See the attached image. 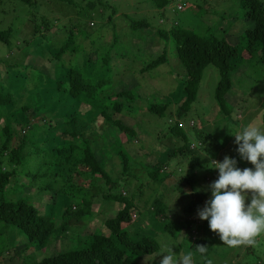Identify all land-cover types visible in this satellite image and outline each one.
I'll list each match as a JSON object with an SVG mask.
<instances>
[{
    "label": "trees",
    "instance_id": "obj_1",
    "mask_svg": "<svg viewBox=\"0 0 264 264\" xmlns=\"http://www.w3.org/2000/svg\"><path fill=\"white\" fill-rule=\"evenodd\" d=\"M4 1L0 0V4ZM20 1L27 6L28 17L19 24L11 20L6 28L0 29V42L6 44L10 54L18 51L15 61L8 63L9 69L4 76L8 80L6 84L0 76V264H10L15 258L23 264H160L149 258L160 252L158 241L151 235L135 240L122 226L134 219L140 207L135 192L129 190L128 185L131 178H136L135 171L144 161H139L141 164L132 161L137 151L135 155L131 154L117 138L119 147L112 146L111 135L104 129L94 133L96 129L91 130L90 127H95L96 122L102 120L99 125L102 128L116 114L124 113L132 117V110H140V116L147 117L149 123L152 117L166 116L169 131L162 133L164 130H161L158 142L146 153L150 156L158 152L162 156L154 158V163L149 165L151 167H147V178L140 181L138 189L151 181L164 184L169 177L180 174L178 185L167 188L178 194L182 189L191 195L183 206L184 217L181 220L194 218L210 195V191L203 188L205 183H211L218 177V170L210 167L214 166L212 161L222 148L202 127L200 118L190 117L196 102L195 114H204L198 104L206 99L199 95V85L208 67L218 69L219 80L210 105L218 106L226 125H236L233 120H239L238 114L241 113L232 112V106H235L232 104L239 107V104L247 103L246 98L241 97L236 101L239 103H233L228 94H233L234 72L243 63L252 66L251 60L254 59L264 66V0H223L218 5L231 7L238 13L234 15L242 25L238 43H233L226 33L218 35L221 32L218 30L220 23L209 24L207 17L204 19L197 15L199 9L212 0H189L192 6L181 0H151L161 11L173 7L185 14L189 7L192 13L189 18H181L169 27L164 28L161 22L158 23L156 31L151 29L154 39L151 34H144L154 24L146 18L130 20L132 33L142 42L137 45L128 43L127 55L132 61H135L137 51L145 56L139 73H132V67L123 58L125 54L119 55V27L115 22L110 24L118 9L115 4L107 0H47L45 3L17 0ZM64 1L73 6L76 13L74 19H68V32L62 37L64 42L53 47L57 40L50 33L56 30L62 18L56 13L58 9L52 6L65 5ZM178 4L182 7L179 8ZM101 8L111 9L109 26L112 25L113 37L109 41L104 40L107 35L104 27L109 26L104 23ZM61 9L60 12L63 11ZM92 11L95 14L101 12L103 17V30L99 32L96 19L89 17ZM4 20L6 18H2V22ZM66 23L61 24L65 26ZM198 24L199 27L191 26ZM94 34L96 36L92 38ZM85 35L88 44L84 43ZM79 38L84 40L81 42ZM147 38L153 39L151 50H158L161 46V52L154 54L148 51ZM172 43L175 46L173 53ZM44 47L49 49L44 51ZM29 55L47 58L53 68L50 71L40 64L26 62ZM66 55H69L68 59ZM174 56L184 69H178L177 77L169 65L165 73L157 69L162 64L173 63ZM254 68L260 70L256 64ZM153 69L178 81L177 87L167 84L164 86L167 92H159L166 98L177 92L174 94L176 97H172L176 100L174 107L171 102L144 104L146 97L133 91V88L120 91L116 88L122 80H129V74L140 80L151 77L156 72ZM252 75L254 79L257 77L254 71ZM137 88L134 90L138 92ZM15 91L19 93L13 97ZM135 100L140 101L141 106L133 107L131 102ZM258 104L264 108V100ZM142 109L148 111L146 116L141 114ZM127 133L137 138L152 135L151 131L136 122ZM165 136L174 143L164 142ZM100 140L104 142L102 145ZM228 154L236 158L241 169L252 167L250 163L241 161L236 151ZM106 158H111V162L120 161L118 177L109 174ZM173 159L177 162L175 167L170 168L169 163ZM222 160L223 157L219 161ZM7 186L9 190H6ZM29 190L34 192L28 194ZM104 200L117 203L116 214L105 219L111 233L106 235L102 230L89 233L85 229L86 224L106 213L103 214L102 207H99ZM41 203L43 207L39 206ZM45 205L51 208L48 210ZM151 206L154 215L162 223L165 222L164 232L178 240L175 223L167 213L164 195H157ZM190 219L186 221L195 226V230L190 231L188 227V235L182 236L183 242H179L175 251L178 253L183 245L189 246L194 264H264L263 237L255 238L251 245L235 246L241 258L227 262L231 247L221 244L222 252L216 253L215 258L210 257L216 243L212 231L205 221L203 224L199 218L191 222ZM72 220L73 227L80 230L79 236L71 237L74 247L34 259L35 250L57 241ZM20 234L25 238L21 243L14 244V237ZM223 252L226 254L224 259L221 256ZM175 264L187 263L176 261Z\"/></svg>",
    "mask_w": 264,
    "mask_h": 264
},
{
    "label": "rangeland",
    "instance_id": "obj_2",
    "mask_svg": "<svg viewBox=\"0 0 264 264\" xmlns=\"http://www.w3.org/2000/svg\"><path fill=\"white\" fill-rule=\"evenodd\" d=\"M39 1H41L42 3L47 2V0H39ZM107 1L110 2L111 4H115L116 8H118L116 14L112 18L113 21H110V24L112 22H115L119 27L118 33L120 34L119 36L120 44L117 47L118 52L119 55L125 54L123 55V58H126L128 61V65L132 67L133 69L132 73L133 72L139 73V67H141L142 63L144 64V62H141V60L145 58V56L142 55L141 52L137 51L134 54L135 61H132L130 60L131 57H128L127 55L128 53L127 48L129 47L127 46L128 43H131V45L132 44L137 45L142 42L140 38H138L132 33L130 27V20L132 18H137V19L146 18L149 22L154 24L152 28L144 32L145 35H148L152 33V30L156 31V29L159 26L158 23L161 22V25L164 26V28L169 27L173 22L179 21V19L181 18L182 19L189 18L190 14L192 13L190 8L188 7V6H192L189 0L188 2L186 0H181L182 3L184 2L186 5H188L187 6L188 9L185 14H183L182 12H177L176 9H173V7L171 8L166 7L164 11H161L153 4L151 0H107ZM221 1L223 0H212V2L214 3L212 2L208 3L209 5L207 4L204 6V8L199 9L197 15L204 17V19H206L207 17L208 19L206 20H208L207 22L209 24L218 25L220 23V28L218 30L221 32L218 35L223 36V34L226 33L229 39L233 43H238V41H240L241 39V31H242L241 21L239 18L234 17V15L237 12L233 8L228 6H224V7L218 6L220 5ZM17 3L20 4L16 6ZM47 4L48 3H46V5ZM64 4L65 5L62 6L57 5V7L55 5L52 6L53 8L58 9L56 13L59 14L62 18V20H60L59 23H57L58 26L56 27V30L51 31L50 33L52 36H54L55 41L57 40V42L53 45V47H58L64 42V38L62 37H64L68 32V25H69L68 19L70 18V20H72L75 17L74 15L76 13V9L73 6H69L66 1H64ZM61 8L63 9V11L60 12ZM27 10H28L27 6L22 1L17 2V0H5L4 3L0 4V29L6 28L8 24H10L11 20L12 22L15 21V24L21 23L23 20H25L28 17ZM93 12L95 11H92L91 12L92 14L89 15V17L96 19L98 32L103 30L104 23H107L109 26V15L111 14V9L110 11H107V9L101 8V12L104 15V23L101 12L99 14H95ZM2 18H6V20L2 22ZM86 19L87 18H85V20ZM61 23L62 24L66 23V25L62 26ZM111 26L112 25H110L109 28L107 26L104 27L106 28V34H107L104 40L109 41L112 39L113 34L111 33ZM191 26L199 27V24L191 25ZM151 35L153 36L154 39L155 34H151ZM95 36L96 34H94L92 38H94ZM85 38H86V42L84 43L88 44L89 41L87 35H85ZM89 38L92 39L91 37ZM147 39L149 41L148 44L146 45L148 51L150 50V52L152 51L154 54H157V52L158 53L161 52L162 49L161 46L158 50L157 49L155 51L151 50L153 39L152 40L150 38ZM79 40L82 42L84 38H79ZM31 47H33V44ZM43 49L44 51H47L49 48L44 47ZM174 51H175V46L172 43L171 52L173 53ZM13 52L14 53L10 54L9 49L6 47V44L0 42V76H2L3 82L5 84H6L5 81H8L7 78L4 79V76L6 75V72H8L9 69L8 63L15 61V59L17 58L15 57V54L18 55L17 50ZM33 55H37V54H33ZM6 56L9 58L8 59L9 61H7ZM68 57L69 55L65 56L66 59H68ZM173 59H174L173 63L162 64L159 67H157V69H159L160 72L165 73L166 67L167 65H169L171 68L174 69L173 72L175 73V76L178 73V69H182L184 71L183 67L178 61V58L174 56ZM27 60L28 62L40 64V66H43L46 69H49L50 71L53 68L52 63H50L47 58H43L41 56L35 57L29 55L28 58L26 59V62ZM251 64L252 66L251 65L248 66L247 63H243L241 67L234 72V84L232 90L233 94L232 93L228 94V98L233 100V103H239L236 101H238L237 99L241 97H243V99L246 98L247 103H241L238 105L239 107H237V104H232L235 105L232 106L233 107L232 112L235 113L239 112L242 114V115L238 114L239 120L237 121L233 120V122H235L236 125H230V126L226 125L225 124L226 121L225 122L223 121L222 119L223 116H221L219 113L218 106L216 104H214V106L210 105L212 104L211 103L212 100H214L213 95L219 80L218 69L210 66L203 73L202 81L199 85V95H201L202 99H206V100H203V102L198 105L201 106L202 112L204 114L203 116L198 114L200 117H198V115L195 114L196 112L195 108L197 107V103H198L196 102L192 108V111L194 112L190 115V117L196 120L200 118L199 120L200 122L202 121V125H203L202 127L205 129V131H207L210 135H212V137L218 142L219 145H222V148L217 152V157H214L213 159L215 161H219L222 157L224 158V156L227 155L228 152L230 153L236 151L237 146L234 144V136L230 134V130L232 132H235L240 127L248 124H252L254 126L264 129V108L263 107L261 108V105L258 104L264 100V66L261 63H258V61L255 62L254 59L251 60ZM255 64L256 66L260 67V70L259 69L255 70L254 68ZM11 69L12 68H10V71H12ZM154 70L156 69H153L152 71ZM252 70L255 72V76H257L255 79L254 76L252 75L253 73ZM127 77L128 78L130 77L129 80H122L121 83L118 85V87H116L118 91L127 90L128 88L130 89L133 88V91H135L139 95H143L144 97H146L148 101L147 100L143 101L144 104L146 103L148 104V102L149 103L154 102L159 104L171 102L173 104L172 106L174 107L176 100L172 97H176L174 94L177 92H175L173 95L170 94V96L167 98L159 92L164 91V93H166L167 91L164 88V86L167 84L177 87L178 85L177 80L174 81V79L169 77V75H163L159 73L157 70L155 73H153L151 77L147 76L146 78H140V80H137L134 74H129ZM249 80H251L252 82H249ZM135 87H138L137 88L138 92L134 90ZM17 93L19 92L18 91L13 92L12 93L13 97H16ZM131 103L133 107H135L136 105L141 106L140 101L138 100L132 101ZM142 106L144 105L142 104ZM139 111L138 110L131 111L134 113L132 116L133 119L131 116L126 115L124 113L118 115L116 114L113 116V120L110 121L109 123H106L105 125L103 124L104 126L102 125V128L99 127V125L102 123V120L96 122L97 124L95 127L94 126L90 127L91 130L94 128L96 129L94 133H96V131L100 132V129H104L108 135H111L112 146L119 147L118 146L119 143L117 142V140H119L121 141L123 148L127 149L131 154L134 153L135 155V152L137 151L136 153L137 155L134 156L132 161H136L138 164H141V162L139 161H144V163L141 164L140 169H137L135 171L136 178H131L128 185L129 186L128 189L135 192L138 199L136 201L139 202V206L142 208L138 207L139 209L137 210V212H135L136 216L133 219L135 220L134 222H132L133 220L128 223L124 222L122 226L128 229L127 231L129 232L131 237L135 240H139L144 236L151 235L156 239V241H158V243L161 246L160 252L162 253L160 254L159 252L149 257L152 258L153 261L160 262L162 256L164 255L163 253H165V254H171L175 262L179 261V262H185L187 264H194L195 259L193 254L190 252L191 248H189V246L183 245L184 248L182 246V249L178 253L175 251L176 247L179 245V242H183L181 241L182 236L188 235L189 232L188 227L191 228L190 231L195 230V226L192 227V225L188 224V221H186L187 219H190V217H187V219L185 220H181L184 217L182 212L183 206L186 202H188L191 199V195H189L186 191L182 189L179 191L178 194V192L176 193L169 191L167 188L168 186L173 187L178 185L177 179L179 178L180 174H178L177 177L174 176L169 177L164 184L162 183L160 184L158 182L155 183V181L154 182L151 181L148 185H145L144 188H141V190L138 189V185L140 181L143 182L147 178V174H146V169H148L147 167H151L149 165H152L156 158L162 156L158 152H155V154L153 153L150 156L146 153L150 151L152 145L158 142L159 140L158 138H159V134H161V130H164L162 131V133L163 132L166 133L167 131H169L168 130L169 124L166 121V116H163L161 118L152 117V120L149 123L146 121L147 117H145L144 119L143 117L140 116ZM141 112H142L141 114H143L144 116L148 114L147 113L148 111H146L145 109H142ZM153 115L154 114H152L151 116ZM135 122L140 125H143V128L146 129L147 131H151L152 135H146V136L142 135L139 136V138H137L127 133V130L133 127ZM191 125L193 124L192 121L190 120V126ZM138 135H141V133L140 134L138 133ZM89 136L92 137L91 134H89ZM116 138L117 140H115ZM163 141L170 145L174 143V141L169 140L168 137L164 138ZM103 143L104 142L100 140L99 144L102 145ZM165 155L166 153H164V156ZM110 159L111 158H106V164H107L106 168L108 169L109 174L111 176L118 177L119 175L118 173L121 169L120 161L111 162ZM176 162L177 159L171 160L169 163V167L170 168L175 167ZM181 174H183V171L181 172ZM22 179L25 180L24 178ZM207 183L210 184V182ZM207 183H205V185L202 183L205 186L203 187L204 190H208L209 184ZM6 190H9L8 186ZM32 192L34 191L29 190L28 194ZM161 193L164 195L165 203L168 206V210H167L168 216L170 220H173L175 223V228L177 233L176 236L178 235V240L176 237H172L169 234H167V232H164L165 222L162 223L161 220H159L153 213L151 202L157 195ZM12 196L14 195L12 194ZM209 198L210 195L208 196V199ZM42 204L43 203H41L39 206L43 207L44 204L43 205ZM99 204H100L99 207L100 206L102 207L103 214L106 212L105 215L104 216L102 214L100 216L95 215L96 217L90 220L86 224L85 229L89 233H93L94 231L96 232L97 230L98 231L102 230L103 233L109 235L111 231L110 229L107 228L105 219L108 217H113L116 214L117 203L116 202L114 203L113 201L104 200L102 203ZM45 206L46 208H48V210L51 208L49 207V205H45ZM193 219H198V215H196L194 218H191L190 222ZM58 220L59 217L57 218V221ZM204 221L208 226L207 220H201V223L204 224ZM72 224H73V220L67 227V231L63 233L62 236L57 239V241H54L52 243H49L48 245H44L36 249L35 253L33 254V256L35 257L34 259L39 260L48 256H52L53 254L59 251H66L73 248L75 244L73 242L71 243L72 241L71 237L74 235H75L74 237L79 236L80 230L75 229V227H73L74 225ZM212 237L216 243L214 244V250L213 253L210 254V257L215 258L216 253L222 252L220 248L223 242L220 241V239H218L219 237L214 232H212ZM262 237L264 239V233H261L256 238H262ZM24 238H25L24 235L21 234L19 236L17 235L16 238L14 237V242H15L14 244L21 243V241H23ZM188 242L189 240H187V243ZM261 245L264 246V240H262ZM237 251L238 248L231 247L229 253L227 254V262H231L233 260L236 261L238 258H241V254H238ZM8 256H10V254ZM221 256L223 259L226 258V254L224 252L221 254ZM10 264H23V262L15 258L13 261L10 262Z\"/></svg>",
    "mask_w": 264,
    "mask_h": 264
},
{
    "label": "clouds",
    "instance_id": "obj_3",
    "mask_svg": "<svg viewBox=\"0 0 264 264\" xmlns=\"http://www.w3.org/2000/svg\"><path fill=\"white\" fill-rule=\"evenodd\" d=\"M230 134L240 160L252 167L241 169L227 155L212 161L218 177L208 185L210 198L197 215L224 245L235 247L251 245L264 233V129L248 124ZM163 254L160 264H175L171 254Z\"/></svg>",
    "mask_w": 264,
    "mask_h": 264
},
{
    "label": "built area",
    "instance_id": "obj_4",
    "mask_svg": "<svg viewBox=\"0 0 264 264\" xmlns=\"http://www.w3.org/2000/svg\"><path fill=\"white\" fill-rule=\"evenodd\" d=\"M178 7L180 8V7H182V5L178 4Z\"/></svg>",
    "mask_w": 264,
    "mask_h": 264
}]
</instances>
